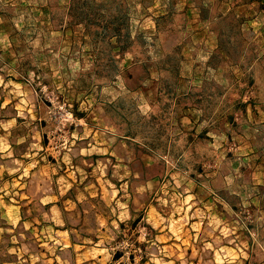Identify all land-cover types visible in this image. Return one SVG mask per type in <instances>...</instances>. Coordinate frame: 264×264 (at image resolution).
I'll return each mask as SVG.
<instances>
[{"label":"rangeland","instance_id":"374dc122","mask_svg":"<svg viewBox=\"0 0 264 264\" xmlns=\"http://www.w3.org/2000/svg\"><path fill=\"white\" fill-rule=\"evenodd\" d=\"M89 126L125 145L105 169L62 161ZM24 176L21 203L70 183L165 211L156 189L217 191L219 220L247 227L225 255L264 264V0H0V264H50L57 216L35 200L19 216ZM106 236L110 255H136L131 232Z\"/></svg>","mask_w":264,"mask_h":264},{"label":"crops","instance_id":"0c3cea01","mask_svg":"<svg viewBox=\"0 0 264 264\" xmlns=\"http://www.w3.org/2000/svg\"><path fill=\"white\" fill-rule=\"evenodd\" d=\"M195 16L202 26V31L198 33L200 41L205 37L210 39L211 34L207 35L205 31L207 24L204 13L198 11ZM212 41L214 46L211 47L212 51L208 55L213 51L220 52L218 37L213 36ZM123 58L122 62L128 65V60L125 56ZM205 64H208L207 60ZM106 129L96 126L76 127L77 135L81 131L86 135L77 136L71 131L69 139L67 138L70 149L67 154H63L62 161L65 159L66 163L73 165L75 159L79 157L88 160L91 164H101L105 169L107 163L114 161L116 146L125 147L122 142L116 145L111 132ZM119 161H122V157L115 158V162ZM22 177L18 175L16 179L21 180ZM24 177L23 185L13 192L15 195H20V200L16 201L17 206H12L17 209L19 216L21 217L22 213L21 205L29 204L33 200L40 203L49 213H55L57 216V222L50 220L45 225L47 229L54 230L51 244L55 253H52L51 258L49 255L42 256L47 257V262L49 261L50 264H241L242 256L239 252L236 258L225 255V245L235 246L241 239L236 231L247 227H234L233 224L219 220V210L224 209V202L217 191L199 186L183 190L181 193L175 190L164 192L156 189L153 198L169 193V206L165 211L157 203L160 198L154 199L152 205L131 206L129 192L123 195L116 189L101 190L93 194L80 193L78 189L73 188V183H70L63 193L59 191L60 187L56 189L53 186L54 191L42 192L35 199L21 203L22 198L28 199L22 189L25 188L29 176ZM101 178H106L103 173ZM51 179L52 183H55V179L53 177ZM103 181H107V178ZM117 195L119 197L114 200ZM101 202L105 205L104 211L99 207ZM86 207H89V210L85 209ZM68 213L76 215L77 219L69 220ZM88 216L92 219L89 222L86 219ZM120 216L124 218L120 219ZM19 223L24 224L22 218L11 226L12 229H15ZM229 227L233 231L226 235L225 230ZM117 228L131 232L132 243L137 246L136 255L130 254L128 259H124L123 254L110 255L106 233ZM145 230L150 233L147 237H144ZM1 240L0 227V243ZM234 249H231L233 254H235Z\"/></svg>","mask_w":264,"mask_h":264}]
</instances>
